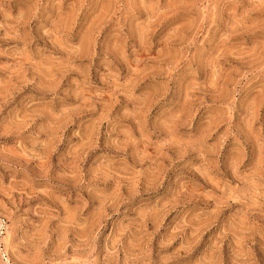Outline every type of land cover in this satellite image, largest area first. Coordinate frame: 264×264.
Returning a JSON list of instances; mask_svg holds the SVG:
<instances>
[{"label": "rangeland", "instance_id": "1", "mask_svg": "<svg viewBox=\"0 0 264 264\" xmlns=\"http://www.w3.org/2000/svg\"><path fill=\"white\" fill-rule=\"evenodd\" d=\"M0 264H264V0H0Z\"/></svg>", "mask_w": 264, "mask_h": 264}]
</instances>
